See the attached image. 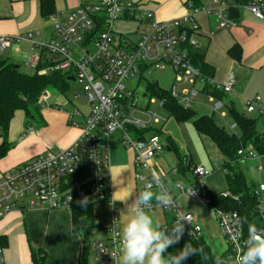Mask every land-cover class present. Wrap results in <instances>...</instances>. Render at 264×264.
<instances>
[{
	"label": "built area",
	"instance_id": "obj_1",
	"mask_svg": "<svg viewBox=\"0 0 264 264\" xmlns=\"http://www.w3.org/2000/svg\"><path fill=\"white\" fill-rule=\"evenodd\" d=\"M182 1L187 11L183 17L160 21L154 11L147 8L146 0H81L72 11L55 13L49 18L52 30L50 37L45 40L36 42L31 34L0 36V54L19 42L28 43L36 51L28 55L22 64L38 75L54 71L71 72L73 85L79 88L74 98L82 96L88 108L85 115L77 109L68 114V124L79 130L78 137L68 147H46L42 153L19 163L2 175L0 218L12 211L71 212L74 207L111 205L107 150L109 139L116 132H121L122 145L134 152V180L140 184L137 197L140 191L153 189L160 194H171L163 182L165 173L156 172L152 163L164 152L165 147L157 135L145 132L154 123H163L165 120L157 113L142 111L135 91L127 87V82H138L150 71L169 68L174 75V83L169 90L173 99L184 108H190L199 93H205L207 88V96L212 104L210 111L222 119L220 110L223 105L219 101L215 102L210 94H231L235 79L230 73L222 83H216L210 77L203 76L192 64L188 51L200 50L195 39L198 34L195 16H215L218 30L235 27V22L228 16L231 8L246 10L264 22V0H210L206 7L194 6L193 0ZM118 23H122L124 28L120 30ZM41 52L49 57L51 66L36 71L41 62ZM178 85L181 86L180 90ZM47 98L46 90L40 94L37 105H45ZM159 101L160 108H163V101ZM257 106L258 99L246 101L248 113ZM133 112H139L145 118L136 119ZM135 131L145 133L140 138L134 135ZM27 132L33 130L27 129ZM263 158V154H256L252 145L240 147L236 151L237 163L256 160V168L261 173H264ZM181 163L186 167L191 182L187 186L175 182V189L180 196L214 211L224 242L221 258L218 257L212 264H233L235 256L244 247L249 226L264 230V183L252 189L255 206L251 211V223L245 226L237 212L212 207L210 196H213L208 194L203 184L209 175L208 170L201 166H190L185 157ZM166 173L175 176L179 171L174 167ZM190 190L192 192L188 195ZM218 196L237 199L229 191H223ZM83 199L88 201L86 206L78 203ZM140 207L146 214L155 208L172 211V223L162 226L160 231L169 234L173 223L179 220L184 226L182 237L199 242L200 226L194 222L191 214L180 213L175 204L164 209L158 202L150 201L149 205ZM117 214L113 210L109 237L93 240L89 244L88 264H116L122 249ZM1 255L2 248L0 264Z\"/></svg>",
	"mask_w": 264,
	"mask_h": 264
},
{
	"label": "crops",
	"instance_id": "obj_2",
	"mask_svg": "<svg viewBox=\"0 0 264 264\" xmlns=\"http://www.w3.org/2000/svg\"><path fill=\"white\" fill-rule=\"evenodd\" d=\"M197 1H199L197 7H206L210 3V0L207 3L202 0ZM80 2L81 0H54L55 11L68 13L78 7ZM146 6L154 11L160 21L180 18L187 13L182 0H146ZM237 12V18L233 20L235 27L222 30L217 29L218 20L215 16L197 14L195 20L198 24V34L195 39L204 54V63L210 70L209 77L216 83H222L231 73L235 79L234 91L231 94L221 93L220 101L213 97L215 102H221L224 112H226L225 107L230 106L245 115V112L248 113L246 101L259 100V106L248 114L257 112L259 115L257 124L260 127L264 150V22L257 20L246 10L239 9ZM49 24L51 21L42 19L39 14V0H0V36L31 34L33 40L38 42L42 41L38 40L39 37L44 40L50 37L52 29ZM117 27L123 29L124 25L118 23ZM232 47L239 48V60H234L228 55ZM24 48L32 50L28 43L19 42L2 52L3 56H0V59L15 64V59L27 55V52L23 51ZM47 92V102L40 107L39 114L34 119L31 118L27 122L22 111L13 114L6 134L9 149L5 156L0 158V180L5 172L42 153L46 147L66 148L78 137L79 130L68 124L69 112L61 108L66 103L61 102L60 97L53 92L49 90ZM75 109L77 108L73 107L72 111ZM77 110L82 115L88 112L87 106L84 112ZM175 125L183 135L182 142L179 143L168 135L167 144L165 143L167 148L164 151L170 154L162 153L155 158L152 161L153 169L158 173H165L163 182L170 189L177 210L192 215L194 222L201 228L200 241L210 255L218 258L224 252L225 246L214 211L179 195L174 184L181 183L184 176L189 184L191 179L188 173L184 176H173L166 172L177 166L178 159L182 160L185 157L190 166H201L209 171L203 184L209 195H216L229 187L226 180L227 171L224 167L206 168L200 158L198 134L193 126L187 123H175ZM27 129H32L33 132L29 133ZM256 132L259 134L257 128ZM115 140L117 143L115 141L112 143L114 155L112 161H109L108 168L111 205L92 208L93 215L101 225V230L95 233L94 240H105L109 237L113 210L118 213V228L121 233L123 224L134 213L135 201L140 189V184L134 180V152L131 149L126 150L122 145L121 136ZM1 143L0 129V145ZM115 150L121 153V156L116 155ZM172 153L173 161H171ZM151 191L154 195L160 194L155 189ZM152 201L157 202L155 199ZM148 215L159 221V230L162 226L172 223L174 219L172 211H163L160 208H155ZM209 221L212 222L211 225ZM0 238L4 245L1 255L2 264H34V259L41 264L79 263L82 239L72 231L69 211L9 212L0 218ZM121 252L122 249L120 255ZM120 255L116 264H119Z\"/></svg>",
	"mask_w": 264,
	"mask_h": 264
},
{
	"label": "trees",
	"instance_id": "obj_3",
	"mask_svg": "<svg viewBox=\"0 0 264 264\" xmlns=\"http://www.w3.org/2000/svg\"><path fill=\"white\" fill-rule=\"evenodd\" d=\"M193 2L194 6H199V1L193 0ZM235 2L238 3L237 1ZM237 11L236 8H231L228 11V16L231 20L237 18ZM55 13L54 0H39V14L42 19L48 20ZM188 55L192 64L199 69L201 74L209 77L210 70L204 63L203 52L190 49ZM228 55L234 60H239V48L232 47L228 51ZM40 56L41 62L38 63L36 71L51 66L49 57L46 56L45 52H41ZM70 74L71 72L61 71L50 72L43 76L38 75L36 72L24 74L19 71L18 65L0 59V129L2 131L0 158L4 157L9 149V145L6 142V134L13 114L16 111H22L27 122L31 118L34 119L39 114L40 107L37 105V100L40 94L46 90H53L64 95L74 86L73 83L68 81ZM145 84V95L162 100L163 109L166 111L168 118H171L177 124L191 123L196 133L207 137L213 142L220 154L225 158L226 161L223 167L227 171L226 180L229 184L226 191H229L237 199L232 197L221 198L218 196L219 194L212 195L213 197L210 196L212 198V207L237 212L241 216L244 225L249 226L255 200L251 192L252 189L247 187L243 174L239 170L240 163L236 161V151L240 147L252 145L259 154H264L263 140L260 134L256 132V120L237 112L233 107L226 106V114L230 118L231 124L235 125L234 130H237V132H229L219 120L218 115L211 113L210 115L198 116L190 108H184L180 105L169 95V91L161 89L156 82L146 80ZM205 90L204 94L207 96V88ZM210 95L219 101L222 100L220 92H212ZM145 132L158 136L161 130L150 127ZM145 132L136 133L135 131L134 135L142 138ZM176 167L181 175L188 173L180 159H178ZM92 210L91 207H74L71 210L72 231L82 239L78 264H88L89 244L94 240L95 233L101 230L100 222L93 215ZM184 245H190L195 250V253L187 258L185 264H212L217 259L209 254L208 249L200 240L196 243L186 236L181 237L179 243L167 249L165 255H174ZM3 247L4 245L0 238V248ZM34 264L41 263L34 259Z\"/></svg>",
	"mask_w": 264,
	"mask_h": 264
},
{
	"label": "rangeland",
	"instance_id": "obj_4",
	"mask_svg": "<svg viewBox=\"0 0 264 264\" xmlns=\"http://www.w3.org/2000/svg\"><path fill=\"white\" fill-rule=\"evenodd\" d=\"M208 1L209 0H202V2H204V3H207ZM49 25L51 26V29H52V24H49ZM38 40H44V39H41L39 37ZM23 51L27 52V55L23 58L15 59L14 63H15V65L19 66V71L21 73L32 74L34 72L33 69L25 68L23 66L22 62L24 61V59L28 55L34 54L36 51L34 49L27 50L26 48H24ZM0 56L2 57L3 55L0 54ZM146 80L154 81V82H156V84L161 89H163L165 91H169L171 89V86L174 83L173 71L169 68H167L163 71H150L144 79H141L138 82H136V80L128 81L126 85L130 90L135 91L134 95L136 97L138 106L141 108L142 111H148L150 113H157V115L159 117H161L162 119L165 120V122H163V123L162 122L154 123L152 126V128H155L157 130H161L160 135H158L160 142L164 145L166 143V137L168 135H170L175 141H177L179 143L182 142V139H181L183 136L182 133L180 132L179 128L175 125V122L171 118H168L166 111L163 108H160L159 99L156 97H151L150 100L152 102H149L150 101L149 96L146 95V97H142V95L145 94V87H146L145 81ZM178 89L179 90L181 89L180 85H178ZM197 89L200 90L199 85H197ZM77 91H79V88L77 86H73L71 89H69L64 94V96H62L57 91L49 90V92H53L54 95H56L57 97H60L61 102L66 103V105H62L61 108H63L64 110H67L69 113L72 112L73 107L79 109L81 112H84L86 110V105H85V102H84L82 96L74 98V97H76ZM185 105H188V104L185 103ZM211 105L212 104L209 101L208 96H206L203 92H200L199 95L196 97L195 101L191 103L190 109L193 112H195L198 116L210 115L211 114V111H210ZM223 110L224 109L220 110V115L223 114L225 117H223L222 119L219 118V120L221 121V123L223 124V126L225 127L226 130H228L229 132H231V131L237 132V130H234L235 126L232 127L234 124L233 125L231 124L230 118L227 116L226 112H224ZM132 114H133V117L136 119L145 118V117H142V115H140L139 112H133ZM245 115L248 118H253L256 120V128L260 134V127H258V124H257V122L259 120L258 113L255 112V113L250 115V114L245 112ZM187 125H191V124L189 122H187ZM261 133L263 134V132H261ZM119 136H121V132H116L113 135H111V137L109 139L107 153H108V157H109L110 162L112 161V155H114V146L112 147V143H113V141L116 142L115 139L118 138ZM197 137H198V149H199V153H200V158H201L202 162L204 163L203 165L208 169H210V168L217 169V168L223 167L226 160L220 154V152L218 151L216 146L213 144V142H211L205 136L198 135ZM166 144L164 145V147H166ZM118 145L120 146V148L122 147L120 145V143H118ZM121 149L124 150L123 148H121ZM129 149L130 148H126V150H129ZM255 152L257 155H260L256 150H255ZM115 153H116V155L121 156V153H119L117 150H115ZM166 154H170V153H166L164 151L163 155H166ZM173 159H174V157H173V153H172L171 161H173ZM263 161H264V158H263ZM256 165H257L256 160H247V161H245L239 165V170L243 174L246 185L249 189H253L252 187L257 186L260 183H264V173L259 172L256 168ZM180 175H181L180 173L177 174V176H180ZM182 176H184V175H182ZM184 178H182V180L180 179L182 181L181 183L183 186H187L188 185L187 178L185 176H184ZM183 179L186 180L187 183ZM251 192H252V190H251ZM208 223L211 225L212 222L209 221ZM206 262H204V263H206ZM207 264H211V263H207Z\"/></svg>",
	"mask_w": 264,
	"mask_h": 264
},
{
	"label": "clouds",
	"instance_id": "obj_5",
	"mask_svg": "<svg viewBox=\"0 0 264 264\" xmlns=\"http://www.w3.org/2000/svg\"><path fill=\"white\" fill-rule=\"evenodd\" d=\"M191 190L188 195L191 194ZM155 199L164 208L175 204L172 194L161 192L154 195L151 190L140 191L134 213L126 220L121 230L122 252L119 264H185L187 258L195 253L189 246H183L174 255H165L166 250L179 243L184 226L181 221L173 223L169 234L159 230V221L146 214L140 205H149ZM86 206L87 199L78 202ZM233 264H264V230L249 226L248 237L243 249L235 256Z\"/></svg>",
	"mask_w": 264,
	"mask_h": 264
},
{
	"label": "water",
	"instance_id": "obj_6",
	"mask_svg": "<svg viewBox=\"0 0 264 264\" xmlns=\"http://www.w3.org/2000/svg\"><path fill=\"white\" fill-rule=\"evenodd\" d=\"M15 67H16V66H15ZM68 81L71 82V83H74V78H73V77H69V78H68ZM143 97H144V95H143Z\"/></svg>",
	"mask_w": 264,
	"mask_h": 264
}]
</instances>
